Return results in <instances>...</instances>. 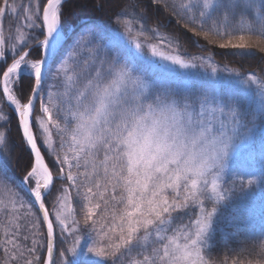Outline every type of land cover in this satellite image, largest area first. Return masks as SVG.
<instances>
[{
    "label": "snow or ice",
    "instance_id": "1",
    "mask_svg": "<svg viewBox=\"0 0 264 264\" xmlns=\"http://www.w3.org/2000/svg\"><path fill=\"white\" fill-rule=\"evenodd\" d=\"M150 2L169 12L206 54L216 47L234 50L233 55L264 53V0ZM65 3L28 0L18 8L13 0L0 2V120L11 123L4 112L10 108L29 149L23 189L16 190L0 173L9 197L0 208V264H73L85 249L107 264H208L205 249L216 209L207 205L224 201L232 190L221 181L240 128L251 131L252 121H264V73L250 72L244 80L243 72L213 66L207 55L200 59L209 63L198 65L195 57L185 61L178 51L164 54L149 46L151 57L169 69L210 68L213 77L223 71L255 86L260 100L250 121L215 84L178 89L145 74L142 61L148 53L138 41L145 36V10L131 20L115 12L109 23L93 19L69 33ZM103 9L101 0L97 11ZM9 13L24 29H17L10 45L3 35ZM84 56L91 59L77 71ZM69 72L71 93L58 102L51 92L45 97L49 77ZM53 130L60 138L56 148ZM4 142L0 132V145ZM238 179L242 188L258 182L257 177ZM57 182L61 195L49 207ZM25 189L31 201L22 198ZM193 208L195 218L173 229L174 213ZM22 219L34 229L27 235ZM44 246L46 255H38Z\"/></svg>",
    "mask_w": 264,
    "mask_h": 264
},
{
    "label": "trees",
    "instance_id": "2",
    "mask_svg": "<svg viewBox=\"0 0 264 264\" xmlns=\"http://www.w3.org/2000/svg\"><path fill=\"white\" fill-rule=\"evenodd\" d=\"M13 2L19 8V6L26 4L28 0H13ZM100 2L101 0H68L64 4L66 29L71 30V33L78 29L81 24L93 19H99L104 23H109V18L113 13L121 11L125 13L123 16L124 19L131 20L140 14L142 10H145L143 20L145 36L139 37V41L147 45H154L165 54H175L178 51L185 61H192L195 57V61L202 62L204 60L200 58L207 55L211 57V62L214 66L220 68L227 66L228 70L232 73L243 72L246 75L250 72H255L258 77L264 73V53L253 51V53L242 52L240 55H233L234 50L219 49L216 47L214 54H206L203 52L201 45L194 43V38L191 33L180 28L175 18L169 12L156 8L151 4L150 0H103V11H97V4ZM169 2L174 5H179L180 0H169ZM22 14V8H20V15L22 16ZM21 24L22 21L18 22L15 14L9 13L4 17L3 35L9 39V43L19 34L17 31L18 28L20 31L24 30ZM139 24L140 21H137L133 25L134 36L136 35V28L139 27ZM248 31V26L245 25L244 32L247 33ZM253 43H255V40H253ZM201 44H203V41H201ZM90 59L88 56L81 57V67L77 71L82 70L85 60ZM142 63L146 75L149 77L158 76L164 80H168L178 89H184L188 86L194 89H201L215 84L227 98V92L237 91V88H239L238 85L231 81L220 82V80H216L214 82V80L206 79L202 77L203 75L200 76L198 74L186 76V73L184 74L178 69L162 67L159 62H150L147 64L142 61ZM68 67L70 68L71 64ZM71 75H73L71 72L67 76L62 74L55 81L56 85L62 87V98L66 93L70 94L74 87L68 79V76ZM232 77L236 76L233 75ZM61 81L62 84L60 83ZM47 82L44 84V90ZM238 92L240 96L236 97L234 104L242 114L248 115V119L251 121V113L255 105L247 100L249 98L245 96L244 91L243 94L241 91ZM0 103L3 102L0 101ZM38 108L39 102L36 105L37 114H39ZM4 112L10 117L11 123L0 120V132L5 133L4 145H0V152L3 153V156H0V173L15 185L16 190H20L24 188L22 185V176L24 174V165L28 160L29 151L25 144L21 142L20 133L16 127V118L12 110L5 107ZM252 124H255V127H252ZM262 124L263 121L259 122L255 120L249 124V128H259ZM35 129L36 134L43 141L44 136L42 131L39 130L38 124H35ZM243 129L247 130V128ZM260 135H262V138L259 137L252 145L256 146V149L258 148L260 154H262L258 162L259 166L254 171L258 182L251 187L245 186L242 188L237 181L235 185L227 187L232 190L227 194L224 201L220 203L212 202L207 205L209 210L213 206L216 209V214L213 218L212 235L205 249L208 264H233V261L236 264H264V132ZM44 151L47 152L50 150L45 148ZM100 158H103V153L100 154ZM61 187L62 185L57 182L56 187L51 190L52 195L48 198L49 207H51V202L60 196L61 192L59 189ZM21 195L25 201H31L26 190ZM8 198L4 182L0 181V208L3 207V203ZM196 212H198V209L193 208L191 212L182 210L174 213L176 219L173 222V229H182L185 224L195 218ZM3 219V215H0V231H2ZM21 225L23 235H27L29 231L34 230L29 225L27 219H22ZM41 229L45 232L43 225H41ZM23 235L21 239H23ZM40 243L45 245L43 239H41ZM28 244L30 246V240ZM81 253H77L73 264H80L79 259ZM45 254L46 246L41 247L38 252V255ZM0 259H2V252H0ZM100 264H107V262L101 261Z\"/></svg>",
    "mask_w": 264,
    "mask_h": 264
},
{
    "label": "rangeland",
    "instance_id": "3",
    "mask_svg": "<svg viewBox=\"0 0 264 264\" xmlns=\"http://www.w3.org/2000/svg\"><path fill=\"white\" fill-rule=\"evenodd\" d=\"M68 0H66L67 2ZM69 33L71 30H68ZM17 36V35H16ZM16 36L14 37L13 41L15 40ZM139 41V40H138ZM10 42V41H9ZM142 44V47L148 55L144 58L143 62L149 64L150 62H159L162 67H172L171 65L167 64L165 61L160 60L158 58H153L150 55V45L145 44L144 42L139 41ZM11 43H9L10 45ZM158 52H161L157 48ZM163 53V52H162ZM165 54V53H164ZM167 54V53H166ZM198 65L201 63L208 64V60H204L202 62L195 61ZM212 63V62H211ZM213 65V63H212ZM214 66V65H213ZM55 71V67L53 68V72ZM179 71H185L186 76H193V75H200L206 79L214 80H220V82H229L235 83L239 86L237 88V91H229L227 92L228 99L233 103L236 100L237 96L239 95L238 91H241L242 94L245 92V96L248 101H250L253 105H257L259 103L260 98L257 95L255 86L246 85L241 79H238L236 77H229L227 72H220L217 77H213L210 68H196V69H188V70H179ZM247 74L244 76V80H246ZM56 79H53L51 76L48 79L47 85L45 86L44 90V96L47 97V94L49 92L52 93V99L53 101H57V97L62 98V87L59 85H56ZM62 84V81L60 82ZM244 91V92H243ZM235 98V99H234ZM38 103V102H37ZM37 105V104H36ZM262 132H264V121L263 124L259 128H254L251 131L244 130L243 128H240L237 139H236V147L233 150V152L230 153L228 161H227V167L226 172L227 176L226 178H222L221 184L222 187L227 188L228 186L235 185L238 181L239 183V177H255V169L259 166L258 162L260 161L261 155L260 150L258 148L256 149V146H252L253 143L260 137L262 138ZM53 147L56 148V146L59 144V136L55 133V130H53ZM259 142V140H258ZM257 142V143H258ZM26 146V144H25ZM27 148V147H26ZM28 150V149H27ZM259 151V153H258ZM235 181V183H234ZM23 185V183H22ZM24 186V185H23ZM26 190V189H25ZM27 192V191H26ZM28 195V193H27ZM61 195V193H60ZM28 197L31 199V197L28 195ZM59 197V196H58ZM32 200V199H31ZM44 227V226H43ZM45 230V229H44ZM46 232V231H45ZM46 255V254H45ZM80 264H100L101 260L98 258H95L91 254L86 253L85 251H82L79 259Z\"/></svg>",
    "mask_w": 264,
    "mask_h": 264
},
{
    "label": "water",
    "instance_id": "4",
    "mask_svg": "<svg viewBox=\"0 0 264 264\" xmlns=\"http://www.w3.org/2000/svg\"><path fill=\"white\" fill-rule=\"evenodd\" d=\"M27 147V146H26ZM28 149V148H27ZM28 151H29V149H28ZM28 193V192H27ZM28 195L30 196V194L28 193ZM31 197V196H30ZM31 199H33L32 197H31ZM36 208H38V205H36L35 206ZM41 219H42V217H41ZM45 229V231H46V228H44Z\"/></svg>",
    "mask_w": 264,
    "mask_h": 264
}]
</instances>
